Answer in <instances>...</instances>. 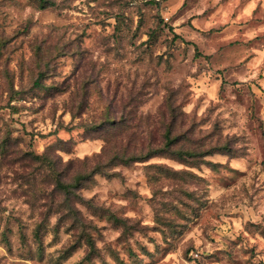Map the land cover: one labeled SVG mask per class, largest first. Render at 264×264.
<instances>
[{"label": "rangeland", "instance_id": "374dc122", "mask_svg": "<svg viewBox=\"0 0 264 264\" xmlns=\"http://www.w3.org/2000/svg\"><path fill=\"white\" fill-rule=\"evenodd\" d=\"M48 1L0 0V264H264V0ZM165 128L233 156L114 160Z\"/></svg>", "mask_w": 264, "mask_h": 264}, {"label": "trees", "instance_id": "16d2710c", "mask_svg": "<svg viewBox=\"0 0 264 264\" xmlns=\"http://www.w3.org/2000/svg\"><path fill=\"white\" fill-rule=\"evenodd\" d=\"M39 8H43L45 5H50L51 1L48 0H35ZM35 85L39 87V80L35 82ZM111 121H107V123H110ZM171 128H165V131L163 133V144L160 148L157 149H150L146 153L144 157L142 156H129L124 159V157H119L115 155L114 160H119L123 165H127L130 163H137L142 162L144 159H150L155 156H161L166 157L174 160L180 161L183 165L187 167L191 166H199L201 163H205V161H201L206 157H211L216 154L220 155H226L230 158L233 156V154L229 151V147L225 145H215V146H207L203 147L201 149L197 150H187L182 147H177V139L175 136L172 135ZM192 160V161H191ZM192 162V163H191ZM190 164V165H189ZM210 166L215 167L216 165L213 163L208 162ZM89 178V175L83 176L79 175L74 179V182L71 184H64L61 183L59 180H56V186L63 191L66 194L70 193L71 188H77L80 186L81 182L84 180H87ZM111 220L116 224L120 225L121 227H125V223L115 218L113 215H110ZM127 231V228H126ZM88 246L93 250V246L91 243L90 238L87 239Z\"/></svg>", "mask_w": 264, "mask_h": 264}]
</instances>
